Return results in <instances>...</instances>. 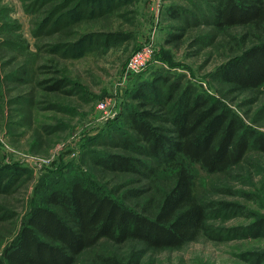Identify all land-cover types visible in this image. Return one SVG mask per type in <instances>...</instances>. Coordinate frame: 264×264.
Here are the masks:
<instances>
[{
  "label": "rangeland",
  "instance_id": "obj_1",
  "mask_svg": "<svg viewBox=\"0 0 264 264\" xmlns=\"http://www.w3.org/2000/svg\"><path fill=\"white\" fill-rule=\"evenodd\" d=\"M46 1L0 0V170L3 179L15 180L8 192L0 188V249L57 178L64 184L82 176L89 186L119 198L144 188L138 200L127 201L138 210L157 201L161 181L153 185L140 174L109 172L94 163L101 155L125 151L124 115L138 105L133 94L144 82L168 76L183 87L192 85L264 132V89L232 92L219 78L221 66L252 45L255 33L244 39V27L216 29L211 18L217 0ZM86 38L83 47L76 46ZM148 41L152 63L126 76L132 54ZM57 79L65 86L48 89ZM104 102L108 113L100 110ZM16 164L23 170L9 166ZM198 191L206 203L220 207L211 212L209 231L179 250L149 251L140 264H250L248 253L264 254V236L248 232L264 218L263 152L251 148L226 173L198 169ZM99 250L122 255L108 241ZM93 254L85 252L77 264H88Z\"/></svg>",
  "mask_w": 264,
  "mask_h": 264
},
{
  "label": "trees",
  "instance_id": "obj_2",
  "mask_svg": "<svg viewBox=\"0 0 264 264\" xmlns=\"http://www.w3.org/2000/svg\"><path fill=\"white\" fill-rule=\"evenodd\" d=\"M78 7L74 6L70 14H75ZM211 20L220 31L246 28L244 39L252 30L255 33L252 45L221 66V82L232 92L263 90L264 0H217ZM86 40L76 46L83 47ZM65 83L57 79L47 88L58 91ZM133 99L138 105L124 115L129 129L120 143L129 154L107 153L94 163L109 172L140 174L153 185L161 181L164 188L157 201L138 210L127 201L138 200L146 193L144 188L129 189L119 198L89 186L82 176L71 177L64 184L57 178L53 180L57 183H52L30 208L13 238L0 249V264H77L89 250L94 254L88 264H140L141 256L149 251L179 250L209 231L211 212L220 207L209 205L199 194L198 169L210 174L226 173L239 166L251 148L264 153V132L246 126L220 99L192 85L183 87L168 76L144 82ZM9 166L23 170L19 164ZM3 170L0 188L8 192L15 180L12 176L3 179ZM249 228L250 235L264 236V218ZM104 241L120 247L122 255L100 252ZM247 255L250 264H264V254Z\"/></svg>",
  "mask_w": 264,
  "mask_h": 264
},
{
  "label": "built area",
  "instance_id": "obj_3",
  "mask_svg": "<svg viewBox=\"0 0 264 264\" xmlns=\"http://www.w3.org/2000/svg\"><path fill=\"white\" fill-rule=\"evenodd\" d=\"M154 47L151 41L143 43V45L137 49L129 59L127 63L126 76L134 73H138L147 68L153 61ZM100 110L108 113L109 106L107 102L100 105Z\"/></svg>",
  "mask_w": 264,
  "mask_h": 264
}]
</instances>
